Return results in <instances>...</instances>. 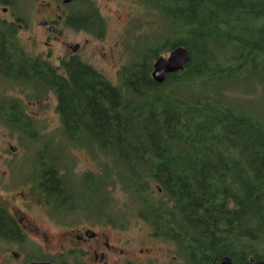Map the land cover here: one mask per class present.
Returning <instances> with one entry per match:
<instances>
[{"label":"trees","instance_id":"16d2710c","mask_svg":"<svg viewBox=\"0 0 264 264\" xmlns=\"http://www.w3.org/2000/svg\"><path fill=\"white\" fill-rule=\"evenodd\" d=\"M132 2L141 15L129 36L142 42L114 84L76 57L60 62L59 76L48 64L35 71L15 45L0 47L2 71L36 93L28 100L55 93L61 121L55 153L67 146L103 157L98 175L74 176L66 165L63 177L53 161L39 158L35 167L55 172L44 176L48 197L54 208L73 209L92 196L100 218L117 221L107 210L119 189L129 215L189 253L197 245L214 264L222 257L231 264L264 260V0ZM89 4L81 11L86 21L94 17L92 34L101 37L104 21ZM13 35L0 24V43ZM177 47L189 53L187 65L157 86L152 62ZM258 99L261 106L244 109ZM35 122L20 110L0 109V124L39 155L49 136Z\"/></svg>","mask_w":264,"mask_h":264},{"label":"flooded vegetation","instance_id":"af4514ba","mask_svg":"<svg viewBox=\"0 0 264 264\" xmlns=\"http://www.w3.org/2000/svg\"><path fill=\"white\" fill-rule=\"evenodd\" d=\"M0 1L2 2L0 24L7 31L14 32V40L9 44L1 42L0 47L15 45L19 50L18 55L27 56L35 62L33 66L35 71L39 69V64H48L56 69L59 76L62 74V68L58 65L62 60L70 61L76 57L82 64L86 63L88 49L85 44L88 43V37L93 36L92 32L96 21L93 16H90L86 21L85 13L81 9H90L89 3L94 4L92 0H70L68 4L64 0L60 2H54V0ZM94 6L98 10V16L105 21L98 7L95 4ZM85 23L88 30L83 27ZM67 30L81 34L83 40L75 44L65 42L64 37L61 36ZM28 31H35L30 33L34 40L30 36L29 43L33 44V48L37 47L38 43L43 44L44 51L33 53V55L26 51L25 41L22 42L17 35L20 32L28 33ZM36 33L38 36H42L38 43H36ZM53 42L60 48L56 64L51 62L50 57ZM74 47H76L75 51ZM4 52L0 51V56L4 55ZM3 68L4 66L0 63V109L4 108L11 112L20 110L31 116L28 114V112H32L31 108L42 107L45 98H50L55 101L54 112L56 113L57 98L53 90H48L41 99L35 96L28 100L36 93H32V88L29 85L11 81L13 75L4 73ZM58 122V128H61L60 120ZM27 125L29 124L26 123L19 127L23 128ZM34 126L35 130L43 129L38 120ZM37 139L43 141L40 138ZM17 147H9L13 153V159L5 161L3 156H0V162L7 163V166L3 167L4 169L0 168V187L14 192L10 200L5 199L2 193L0 194V222L2 227L5 226L3 230H0V264H214V261L207 259V256H202L203 253L200 252L203 250L202 247L196 245L189 253L179 243L172 242L168 237L154 235L148 224H144V221L139 222L148 228V232L142 235L143 243L139 249V245H136L133 239L126 237L123 229L118 230L110 227L111 222H101L98 213V215L88 214L80 208V202L73 209L69 207L54 208L51 198L46 193V190L51 188L49 184H46L44 176L55 172L40 170L33 164L39 158L47 160L46 156L49 155L60 160L62 153L61 155L47 153V146L42 148L43 152L37 155L31 150L18 151L21 146ZM21 152L23 154H20ZM96 168L93 171L86 170L84 174L98 175ZM67 170V166H65L58 170V175L66 176ZM39 176L43 181L37 179ZM61 210L78 211L75 215H79L87 221L72 228L70 224L74 219L66 221L68 220L67 215H61ZM94 210L96 211V209ZM35 212L44 214L45 218L34 215ZM48 222L53 228L44 224ZM103 223L108 227L103 228L101 226ZM153 243L161 246L159 247L160 253L157 255L153 254L148 247V244ZM191 255L193 258L189 259Z\"/></svg>","mask_w":264,"mask_h":264},{"label":"rangeland","instance_id":"374dc122","mask_svg":"<svg viewBox=\"0 0 264 264\" xmlns=\"http://www.w3.org/2000/svg\"><path fill=\"white\" fill-rule=\"evenodd\" d=\"M56 1H62V0H54ZM93 3L98 7L99 12L101 16L105 19V30L102 38H97L95 36L88 37V43L85 45L88 49V54L86 57L88 59L86 60V63L90 64V66L94 67L98 72L103 74L108 81L111 83H115L116 74L119 70V68L125 63H127L130 54L134 53L135 50H138L137 44L142 42V39L138 40L136 43L134 38H136L135 35L129 36L131 30L133 29V23L136 21L135 19H138L141 15L140 10L136 7L131 1L129 0H92ZM36 6V5H35ZM74 10V7H72ZM35 31H28L26 32H20L17 36L21 39V41H25L26 44V51L33 55V53L44 51V45L39 44L38 42L41 41L42 36H38L37 33L35 36L37 37V47L33 48V44L29 43V37L32 36L30 33ZM129 36V37H128ZM61 37H64L65 42H70L71 44L78 43L79 41H82V35L81 34H75L70 30L65 31ZM33 38V36H32ZM129 38L130 41L127 43V46H124V39ZM34 40V38H33ZM53 48L52 53L50 54L51 62L53 64L57 63V58L60 53L59 45L55 44L53 42ZM128 55H127V53ZM162 56L165 58L168 56V53H164ZM43 98V97H42ZM45 103L42 104V107H36L31 108L32 112H28V114L31 115L32 118L35 120H38L41 123V126H43V129L41 130L42 135L49 136L47 141L45 143H48V147L46 148L47 153H55L54 150L57 148V136L59 133H56L58 126V114L54 112L55 107V101L54 99L51 100L50 98H45ZM261 106V99L257 100H248L244 103V109L246 108H252L256 109L257 107ZM20 136H17V134L12 133V131H8L7 128H4L2 124H0V156H3V159L5 161H8L9 159H13V153L9 150V147H18V151H30L32 153H35L36 151L34 149H28L26 148V143H22L19 139ZM24 146H23V145ZM43 148V147H42ZM63 151V152H62ZM9 152V153H8ZM61 152L63 153V161L57 160L56 157L46 156L47 160L50 162V160L53 161V164H51L54 169L61 170L65 168L66 165L71 166L74 176H81L79 174H84L86 170L93 171L95 168L102 162L103 157L100 154H92L89 155L86 150L79 149L77 147H65L61 149ZM20 154H23L21 152ZM52 155V154H51ZM52 158V159H51ZM29 159V158H28ZM27 159V161H28ZM56 160V162H54ZM50 165V166H51ZM7 166V163L3 164L0 162V168L4 169L3 167ZM59 167V168H58ZM68 168V167H67ZM76 173V174H75ZM75 188V190L81 192L82 189L78 190V188ZM83 192V191H82ZM3 194L5 199L10 200L13 191L4 189L3 187H0V194ZM112 201L114 202V207L112 209L107 210L109 215H118L120 218H115L117 221H123L122 223H117L113 219L110 221H104L105 222H111L112 228H116L118 230L123 229L122 231L126 233V237H130L133 239L134 243L136 245H139V249L142 247L143 243V237L145 233L148 232V228L141 224L134 216L129 215V204L127 195L124 192H121L118 190H114V194L111 195ZM96 199V197H94ZM92 196H87L86 199H82L80 201V208L88 212V214L94 215L97 214L93 208H92ZM127 211V213H126ZM63 215H67L66 218L71 221L74 219V221H71L72 228L78 226V224H84L87 221L79 215H75L78 211H60ZM36 216H40L43 219L45 218L44 214L40 212L33 213ZM124 214H127V217H123ZM98 215V214H97ZM122 217V218H121ZM122 219V220H121ZM46 221V220H45ZM79 221V222H75ZM103 220L101 219V222ZM139 222V223H138ZM102 224L101 226L103 228L108 227L106 224ZM46 226L53 228L52 225L48 223H44ZM65 226V225H64ZM114 226V227H113ZM149 249L153 252V254L157 255L160 253L159 247H161L159 244L153 243L148 244Z\"/></svg>","mask_w":264,"mask_h":264},{"label":"water","instance_id":"95a60500","mask_svg":"<svg viewBox=\"0 0 264 264\" xmlns=\"http://www.w3.org/2000/svg\"><path fill=\"white\" fill-rule=\"evenodd\" d=\"M64 2L68 4L70 0H64ZM74 50H76V47H74ZM188 54L186 49L178 47L171 51L167 58L158 57L157 61L154 62V71L151 75L153 80L160 84L163 82L165 75L182 72L184 65L189 61ZM219 264H231V261L229 258L224 257ZM249 264H264V261L251 260Z\"/></svg>","mask_w":264,"mask_h":264},{"label":"bare ground","instance_id":"6f19581e","mask_svg":"<svg viewBox=\"0 0 264 264\" xmlns=\"http://www.w3.org/2000/svg\"><path fill=\"white\" fill-rule=\"evenodd\" d=\"M177 48H178V47H177ZM177 48H175V49H177ZM173 50H174V49H173ZM188 55H189V54H188ZM157 59H158V58H157ZM189 59H190V56H189ZM156 61H157V60H155L154 62H156ZM154 62H152L153 65H152V72H151V75H152V73H153V71H154V69H153V66H154V64H155ZM186 65H187V64H186ZM186 65H184L183 70H184V68H185ZM183 70H182V71H183ZM10 72H11V71H10ZM180 72H181V71H180ZM180 72H177V73H180ZM177 73H173V74H177ZM181 73H182V72H181ZM151 75H150V76H151ZM167 75H169V74H167ZM167 75L164 76V80H165V77H166ZM170 75H171V74H170ZM151 79L153 80L152 76H151ZM164 80H163V82H164ZM153 82L156 83L154 80H153ZM163 82H162V83H163ZM162 83H160V84H157V83H156V84H157V86H158V85H161ZM54 151H55V150H54ZM90 154H91V153H90ZM51 161H52V160H51ZM58 161H59V160H58ZM51 166H52V165H51ZM41 167H43V166H41ZM58 168H59V167H58ZM44 184H45V183H44ZM63 184H64V183H63ZM60 187H61V186H60ZM71 187H72V186H71ZM50 188H51V187H50ZM50 195H51V194H50ZM74 197H75V196H74ZM76 197H77V196H76ZM100 202H101V201H100ZM65 204H66V203H65ZM251 260H252V259H251ZM251 260H250V261H251ZM253 261H261V260H253ZM262 261H264V260L262 259ZM249 263H250V262H249Z\"/></svg>","mask_w":264,"mask_h":264}]
</instances>
